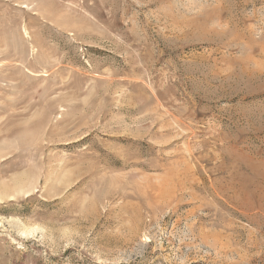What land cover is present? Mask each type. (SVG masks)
I'll list each match as a JSON object with an SVG mask.
<instances>
[{"label": "rangeland", "instance_id": "1", "mask_svg": "<svg viewBox=\"0 0 264 264\" xmlns=\"http://www.w3.org/2000/svg\"><path fill=\"white\" fill-rule=\"evenodd\" d=\"M0 264H264V0H0Z\"/></svg>", "mask_w": 264, "mask_h": 264}]
</instances>
